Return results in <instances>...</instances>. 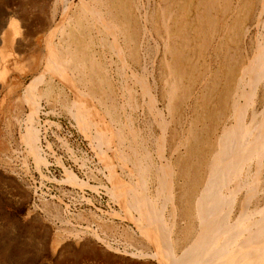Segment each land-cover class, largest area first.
<instances>
[{
    "label": "bare ground",
    "instance_id": "bare-ground-1",
    "mask_svg": "<svg viewBox=\"0 0 264 264\" xmlns=\"http://www.w3.org/2000/svg\"><path fill=\"white\" fill-rule=\"evenodd\" d=\"M55 2L51 20L35 27L27 17L37 0H21L10 13L20 32L45 35L42 57L28 63V84L11 78L5 64L10 50L22 49L14 23L1 37L8 51L0 68V109L22 90L5 129L9 137L17 131L26 188L28 180L38 191L36 171L38 185L58 184L64 195L63 184L93 189L108 200L97 231L74 226L59 198L42 201L40 211L60 225L54 251L60 257L71 237L82 242L74 264L87 256L103 264H264V0ZM24 68L15 70L23 75ZM59 106L99 166L88 169L84 156L57 141L97 186L51 153L47 119ZM6 144L0 161L8 164ZM49 156L63 168L61 180L48 178ZM88 235L102 249L81 239Z\"/></svg>",
    "mask_w": 264,
    "mask_h": 264
},
{
    "label": "rangeland",
    "instance_id": "rangeland-1",
    "mask_svg": "<svg viewBox=\"0 0 264 264\" xmlns=\"http://www.w3.org/2000/svg\"><path fill=\"white\" fill-rule=\"evenodd\" d=\"M19 1H21V0H0V27H2V28H0V42H1L0 43V68L2 67V65H4L3 64V62H4L3 56L5 55L6 51H8L7 45L5 44V41L2 43L1 37H2V35H7L6 33L10 32V29L12 26L11 24L14 23L15 27L17 29L16 30L17 31L16 32L17 33L16 34V38H17L16 40H18L21 43L22 49H24V50L22 51V49H21V53L18 52L20 54H17L16 50L14 51V49H13V51L10 50L11 56L6 59L5 64L8 67L9 74H10L11 78L15 79L17 82H20V84L21 83L28 84L31 73L29 71H27V69H29V67H30L29 65H31L30 63L33 59L38 58V57H42V54L45 50V38H44L45 35L42 33L35 32L34 28H33L34 30L29 35L27 34L26 31H24V32L21 31L22 32L21 33L20 30H21V27H23V26H21L22 24L15 19L9 18L11 16L10 15L11 12L19 11V9H17V8H20V6H21V4L18 5ZM38 1L39 0H37V4L40 2L38 7H35V6H37V4L33 8L28 7L29 8L28 11H30V12L28 13L27 18H28L30 26H32V27L37 26L38 24H40V22L42 24H47L51 20L52 13H50V12H52V9L56 5L55 0H40L39 2ZM144 3H146V1H144ZM16 6H17V8H16ZM74 6H73V8H74ZM3 7H5V8H3ZM13 9H15V10H13ZM38 11H40V12H38ZM6 15H7V17H6ZM35 18H37V19H35ZM30 19H32V20H30ZM41 19H42V21H41ZM37 20H39L40 22H38ZM1 24H3V25H1ZM22 30H25V29L22 28ZM23 36H25V37H23ZM37 45H39V47ZM15 54H17V55H15ZM14 57H17V59ZM27 58H28V60H30V58H31L30 62L26 60ZM28 63H29V65H28ZM17 65H19V67H21V68H24L26 66L24 68L26 72L23 73V75H20L19 72H17L15 70ZM41 67H42V64H41ZM118 72H120V71L118 70ZM102 74L104 75V72ZM19 77H20V79H19ZM8 80L9 79H6V83H8ZM114 88H115L114 92H116L117 87H114ZM66 91H67V89H66ZM21 93H22V90L19 89L15 93L11 94L10 96H7L5 98L3 106L0 109V146L3 142L7 143L3 148H1V150H4V151L6 150L7 151L6 156L10 157L9 158L10 161L8 162V164H5L3 161H0V260H2V261H0V264H69V263L74 264L75 261H73V259H72V257H73L72 253H76V251H79V248L81 247L82 242L81 241L79 242L80 246L78 243L76 245V244H74V240L70 237V238H67L64 242V244L71 246L68 248V250H66V251L64 250L60 257H59L57 250L54 251L53 247H54V243H55V236H56L57 228L60 225H58L59 223L57 220L55 221L53 218H51V215L49 216L48 214H44L40 211L42 201L50 202L52 200L45 199L41 192H40V195H37L38 200H36L34 198V195L36 196L35 193H37V192H34V190L31 189V187H30V189L26 188V186L24 184L25 180L22 179L23 178L22 176H24V175L22 173L21 165L19 163V160L16 159V157H18L19 152L22 151L21 147L18 146L17 131L14 130L12 136L9 137L7 135V132L5 129V118L8 117V114H13L11 107L14 104L15 98H17L19 95H21ZM65 93H68V91ZM100 94H101V92H98L99 96H100ZM68 96H69V99H73L71 95L68 94ZM2 97H3V93L0 95L1 99H2ZM60 107L61 106H59L58 110L56 109V114L57 113L58 114L55 115V117L50 116L47 119L48 121L50 120L49 123H51L50 125H47V130L49 132L48 139H49V142L51 144V148L55 142H57V143L59 142L57 140L60 137L66 138L68 136V135H66V133H65L66 131L63 128V124L65 122H67L68 123V129L71 130L72 128L73 129L75 128L74 131L78 135L79 139H81L83 142L80 145V147L78 146L77 152L74 151L76 158H80L81 156L85 157V155L88 157L90 155L89 151L91 150V148H90L89 144L86 143L87 141L83 138L84 135L81 134V132L77 129V127H75L76 126V124L74 123L75 121H73L72 118H70V115L62 112V110H61L62 108L60 109ZM22 113L23 114L27 113V110L24 107H22ZM42 118L43 117H41V119ZM55 133L57 134L56 136H54ZM69 134H70V132H69ZM63 135H64V137H63ZM58 144L60 145L61 142ZM60 147L64 151H61ZM60 147L57 146L58 151H54L52 148L51 153H53V152L55 153V154H53V157H55V156L59 157V161L62 163V166L63 167L67 166L66 168L73 170L74 173L76 174V176L78 175L77 177H79V180H82V179H83V181L89 180L88 184L90 186L91 185L97 186L95 184L94 180L87 179V175H85V176L81 175V173L84 169H81L82 171H80L78 169V167L80 168V166H79L80 164L76 163L71 157H69V155H68L69 153L67 152V147H69V145L67 147H62V145H60ZM87 147L89 150L87 149ZM78 152H80V153H78ZM91 155H92L91 156L92 158L95 157L94 152H92V151H91ZM1 159L3 160L4 157H2L1 153H0V160ZM48 159L52 163V161H51L52 158L50 156ZM94 160L96 161L95 163L97 165L100 164L99 160L97 158H94ZM53 165H55V172L54 173L56 175V180H61V178H62L61 176H63V171L60 172V170H63V168L58 167V164L56 165V164L52 163V166ZM77 165H78V167H77ZM30 166L33 169L32 163L30 164ZM85 167H89V166H87V163L85 164ZM57 168H60V169H57ZM33 173H35L34 177L37 178L38 173L36 171L35 172L33 171ZM97 173H99V171L96 172L95 174H97ZM101 175L102 174H100V175L97 174L96 176H101ZM54 183H55V185L57 184L56 182H54ZM61 185H62V183H61ZM57 186L59 187V189L57 187H56V189L54 187H52V189H53L52 191L56 194V196L57 195L59 196V197H56L57 199L54 201H55V203H58L57 200L59 198V200H60L59 202L62 203L61 204L62 208L63 209L67 208L66 209L67 212H69V214L72 216L71 217V220H72L71 223L74 226H77V224H78V226L81 225L80 228H82V227L83 228L93 227L91 229L97 231V228H98L97 221H101V219L104 215V212L108 211V207H106L107 203H108L107 198L104 196H101V197L96 196L97 194L95 195L94 193L91 192L93 189L91 191H89V189L85 188L83 190V193H81L80 190L75 189V188L72 189V187L68 186L70 189L78 191L79 195L82 194V196L84 197V198L82 197L81 199L78 197V198H76L77 199V201H76V199L74 200L73 196H70L68 194L64 195L63 193H61L60 186L58 184H57ZM66 186L63 184V187H66ZM40 187H43V183L38 185V188H40ZM41 195H42V197H41ZM88 199H89V201L91 200V202H88ZM77 202H80V203H77ZM33 204L39 206L38 210H35L36 212L33 211V208H32ZM66 205L68 207H66ZM88 205H89V207H88ZM108 205L112 206V204H110V203ZM111 209H113V211L116 209L115 212L118 211V209L115 205L113 207H111ZM81 211H82L83 216L81 215L82 218H79V214L81 213ZM74 214H76V215H74ZM91 214H94L95 217H94V215H92L93 216L92 217ZM75 216H77V217H75ZM97 217L98 218L100 217V218L98 219ZM91 218H93V219L91 220ZM116 220L117 219H113V221L117 224ZM84 224H85V226H84ZM26 229L28 231H26ZM98 232H99V235L102 236V232L99 229H98ZM106 233H107V231H106ZM108 235H109V233H108ZM113 235L117 236L115 234V232L113 233ZM81 239L90 240L91 242H93L92 245L97 250L102 249L100 243H98L96 240L91 238V236H89V235L86 237H81ZM94 243H96V244H94ZM2 247H3V249H2ZM1 253L3 255H1ZM113 257H115V255ZM24 259H26V260H24ZM76 264H103V263L99 260V258H95L94 256H87L86 258L77 259ZM114 264H119V263L115 262Z\"/></svg>",
    "mask_w": 264,
    "mask_h": 264
},
{
    "label": "built area",
    "instance_id": "built-area-1",
    "mask_svg": "<svg viewBox=\"0 0 264 264\" xmlns=\"http://www.w3.org/2000/svg\"><path fill=\"white\" fill-rule=\"evenodd\" d=\"M63 128L66 131L65 132L66 135H68L66 138H63V140L67 142V144L73 150V152L74 151H77L78 150V146L80 147V145L83 143L82 140L79 139L78 135L76 134V132L74 131L73 128L71 130L68 129V123L67 122H65L63 124ZM69 132H70V134H69ZM57 146L58 147L60 146L57 142H55L54 145H52V148H53L54 151H58ZM87 149H88V147H87ZM61 150L64 151L62 148H61ZM89 153H90V155L88 157L85 155V159L89 161V163L87 164V166H89V167H87V168L93 170V165L96 166L95 165L96 164L95 163L96 161L94 160V158L91 157L92 155H91V152L90 151H89ZM54 172H55V166L53 165L52 168H51V170L49 171L48 178H55L56 175H55ZM22 179L25 180L24 177ZM95 179L98 180V179H102V178H101V176H97V178H95ZM37 181H38L37 178H35V182L33 184V187L37 188V190H38L37 191V194H39L41 192L42 194H44L43 196H44L45 199H49L48 196H51V197H59L58 195L56 196V194L52 191L53 190L52 187H55L52 183L43 182V187H41L40 189H38V183H37ZM26 184H27L28 188L30 189V185H29L28 180H26ZM66 189H67V194H69V193H79L78 191H75V190L70 189L68 186H66ZM100 195L103 196L102 195V192L100 193Z\"/></svg>",
    "mask_w": 264,
    "mask_h": 264
}]
</instances>
